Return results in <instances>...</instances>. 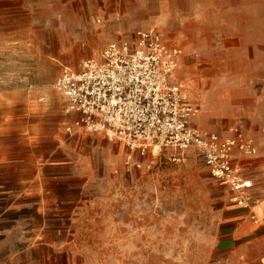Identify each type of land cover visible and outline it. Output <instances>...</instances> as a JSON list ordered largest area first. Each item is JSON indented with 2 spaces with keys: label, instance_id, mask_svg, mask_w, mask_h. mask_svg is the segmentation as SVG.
<instances>
[{
  "label": "rangeland",
  "instance_id": "1",
  "mask_svg": "<svg viewBox=\"0 0 264 264\" xmlns=\"http://www.w3.org/2000/svg\"><path fill=\"white\" fill-rule=\"evenodd\" d=\"M160 2L0 0V264L214 263L238 205L195 149L172 161L65 129L77 115L53 86L62 66L138 30L183 50L173 82L196 127L256 137L264 194V0Z\"/></svg>",
  "mask_w": 264,
  "mask_h": 264
},
{
  "label": "built area",
  "instance_id": "2",
  "mask_svg": "<svg viewBox=\"0 0 264 264\" xmlns=\"http://www.w3.org/2000/svg\"><path fill=\"white\" fill-rule=\"evenodd\" d=\"M182 55L180 47L170 46L150 28L109 42L78 69L62 66L53 86L65 100V113L77 115L65 129L101 133L142 156L164 154L172 161L195 149L211 175L233 192L232 201L259 223L256 208L264 195L255 194V180L244 164L259 157L258 141L238 127L219 135L193 124L199 107L182 82H173Z\"/></svg>",
  "mask_w": 264,
  "mask_h": 264
},
{
  "label": "crops",
  "instance_id": "3",
  "mask_svg": "<svg viewBox=\"0 0 264 264\" xmlns=\"http://www.w3.org/2000/svg\"><path fill=\"white\" fill-rule=\"evenodd\" d=\"M253 161H244L245 170L247 176L255 180V194L262 197L261 185L258 186L253 175ZM262 165L264 167V162ZM258 168H261V164L255 167ZM256 210L260 217L259 223L251 219L248 209L239 205L234 213L225 217L216 233V258L212 264H264V202Z\"/></svg>",
  "mask_w": 264,
  "mask_h": 264
},
{
  "label": "bare ground",
  "instance_id": "4",
  "mask_svg": "<svg viewBox=\"0 0 264 264\" xmlns=\"http://www.w3.org/2000/svg\"><path fill=\"white\" fill-rule=\"evenodd\" d=\"M166 2H164V0H161V2H160V8L162 9V10H164V7L166 6V5H168V3H167V1L168 0H165ZM176 2H179V0H175ZM181 1H184V0H181ZM165 5V6H164ZM259 102V104L262 106V107H264V99H262V100H260V101H258Z\"/></svg>",
  "mask_w": 264,
  "mask_h": 264
}]
</instances>
